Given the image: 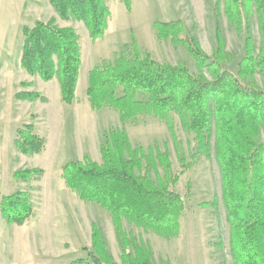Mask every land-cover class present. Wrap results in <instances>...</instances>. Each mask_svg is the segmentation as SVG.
I'll return each instance as SVG.
<instances>
[{"label": "rangeland", "instance_id": "1", "mask_svg": "<svg viewBox=\"0 0 264 264\" xmlns=\"http://www.w3.org/2000/svg\"><path fill=\"white\" fill-rule=\"evenodd\" d=\"M232 2L133 0L132 11L128 13L119 0H114L110 3L112 17L106 36L93 43L83 23L63 21L49 0H28L24 10L19 9V0H0V205L4 197L23 192L31 195L36 209L35 218L22 226L8 224L0 209V264H72L87 259L85 249L92 250L94 224L99 227L113 262L124 264V247L110 215L97 205L81 201L62 177L67 164L84 162L85 156L102 165L101 147L112 127L123 128L132 148L146 153L148 165L142 158L138 174L146 171L156 185L172 180V188L185 198L177 237H161L124 221L129 251L137 254V249L145 247L156 264H234L232 231L218 160L216 119L208 158L198 150L189 119L177 112L170 113L174 124L171 132L166 121L153 114L144 113L122 123L110 108L93 111L86 98L92 69L103 63L114 64L121 55L132 59L134 37L141 54H150L159 64L176 66L182 62L200 75L195 60L183 45L158 39L154 29L157 22H180L181 40L195 38L202 51L216 58L223 70L237 74L246 56L248 34L257 54L263 34L255 6L254 14L248 16L250 30L243 31L245 23L240 30L230 27L227 9ZM52 21L60 28L74 29L80 38L81 100L75 106L76 102L72 106L62 103L57 78L46 83L22 68L24 27L32 29L37 23ZM205 73L212 80L208 70ZM244 82L264 88V75L256 74ZM29 93L40 94L47 102L20 99ZM146 98L142 94L136 100ZM29 125L46 141L45 150L34 156H25L16 147L18 131ZM256 142L264 144L263 126ZM163 155L169 159V170ZM35 169L43 171L42 176L30 181L15 177L17 172Z\"/></svg>", "mask_w": 264, "mask_h": 264}, {"label": "trees", "instance_id": "2", "mask_svg": "<svg viewBox=\"0 0 264 264\" xmlns=\"http://www.w3.org/2000/svg\"><path fill=\"white\" fill-rule=\"evenodd\" d=\"M114 0H49L65 22L75 20L87 28L93 43L105 38L112 17L110 3ZM133 0H119L128 13ZM255 12L261 19L263 42L259 54L248 34L246 56L238 73L223 70L216 60L205 54L195 38L181 40L180 22L155 23L159 40L183 45L201 72H191L186 64H159L150 54H141L135 37L132 59L121 55L114 64L103 63L89 74L87 98L93 111L114 110L122 123L137 119L144 113L165 120L174 131L170 113L177 112L189 119V129L196 135L198 150L211 157L212 126L216 119L218 160L221 165L224 202L232 231L234 264H264V144L256 137L264 127V88L245 83V78L264 75V0H233L228 6L230 27L250 30L249 15ZM251 13V14H250ZM239 20V21H238ZM22 68L32 76L49 83L59 80L61 101L72 106L76 100L82 67L80 38L72 28H60L55 22L24 27ZM128 49V47H127ZM205 70L212 76L209 80ZM144 94V101L136 100ZM28 101L47 99L40 94H24ZM215 111L214 115L212 111ZM29 125L18 131L16 147L25 156L41 154L46 141ZM101 147L103 164L85 156L84 162H72L63 168L68 189L81 201L106 211L124 247V264H156L150 252L137 249L133 254L124 230V221L144 230L174 238L180 232V217L185 210V198L172 188L174 182L156 185L145 171L138 174L142 149H133L123 128L112 127ZM144 154V157L140 155ZM167 169L170 162L163 155ZM39 169L17 172L15 177L30 181L42 176ZM8 224L22 226L36 216L32 197L15 193L4 197L0 205ZM87 259L72 264H115L110 257L99 227L92 226V250ZM170 264V263H165Z\"/></svg>", "mask_w": 264, "mask_h": 264}, {"label": "crops", "instance_id": "3", "mask_svg": "<svg viewBox=\"0 0 264 264\" xmlns=\"http://www.w3.org/2000/svg\"><path fill=\"white\" fill-rule=\"evenodd\" d=\"M28 0H19V4L20 6L18 5L19 9L20 10H24L26 8V4H27ZM88 81V80H87ZM80 83H81V72H80V76H79V82H78V87H77V101L76 103L74 104V106L77 104H79L80 100H79V87H80ZM87 98V97H86Z\"/></svg>", "mask_w": 264, "mask_h": 264}]
</instances>
